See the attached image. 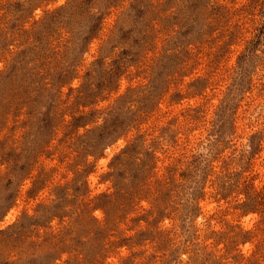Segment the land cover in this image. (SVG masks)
<instances>
[{"label": "rangeland", "instance_id": "rangeland-1", "mask_svg": "<svg viewBox=\"0 0 264 264\" xmlns=\"http://www.w3.org/2000/svg\"><path fill=\"white\" fill-rule=\"evenodd\" d=\"M0 264H264V0H0Z\"/></svg>", "mask_w": 264, "mask_h": 264}]
</instances>
